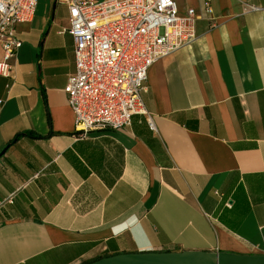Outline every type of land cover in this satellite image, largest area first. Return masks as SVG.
Wrapping results in <instances>:
<instances>
[{"label": "crops", "instance_id": "crops-1", "mask_svg": "<svg viewBox=\"0 0 264 264\" xmlns=\"http://www.w3.org/2000/svg\"><path fill=\"white\" fill-rule=\"evenodd\" d=\"M174 1L194 10L196 40L148 69L147 114L84 137L63 91L66 5L38 0L17 25L22 46L0 76V264L264 255V0H212L211 15Z\"/></svg>", "mask_w": 264, "mask_h": 264}, {"label": "built area", "instance_id": "built-area-1", "mask_svg": "<svg viewBox=\"0 0 264 264\" xmlns=\"http://www.w3.org/2000/svg\"><path fill=\"white\" fill-rule=\"evenodd\" d=\"M59 1L68 10L75 63L63 91L78 137L129 127L133 115L147 114L141 94L148 69L196 40L194 10L181 15L174 0ZM37 3L0 0V76L10 77L22 46L16 27L32 21ZM203 11L212 14V0H203Z\"/></svg>", "mask_w": 264, "mask_h": 264}, {"label": "water", "instance_id": "water-1", "mask_svg": "<svg viewBox=\"0 0 264 264\" xmlns=\"http://www.w3.org/2000/svg\"><path fill=\"white\" fill-rule=\"evenodd\" d=\"M88 264H264V255L209 251L140 252L104 257Z\"/></svg>", "mask_w": 264, "mask_h": 264}]
</instances>
